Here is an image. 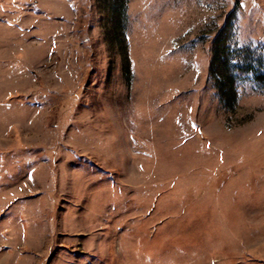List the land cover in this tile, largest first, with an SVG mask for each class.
<instances>
[{
    "label": "rangeland",
    "instance_id": "1",
    "mask_svg": "<svg viewBox=\"0 0 264 264\" xmlns=\"http://www.w3.org/2000/svg\"><path fill=\"white\" fill-rule=\"evenodd\" d=\"M126 1L0 0V264H264V86L208 72L264 0Z\"/></svg>",
    "mask_w": 264,
    "mask_h": 264
},
{
    "label": "trees",
    "instance_id": "2",
    "mask_svg": "<svg viewBox=\"0 0 264 264\" xmlns=\"http://www.w3.org/2000/svg\"><path fill=\"white\" fill-rule=\"evenodd\" d=\"M126 6V0H108V18L118 30L111 36V40L118 46L125 44L123 34L127 22ZM231 40L232 24L227 22L213 40L208 70L216 95L228 109L236 105L238 92L244 81L264 86V54L261 49L250 45L235 46Z\"/></svg>",
    "mask_w": 264,
    "mask_h": 264
}]
</instances>
